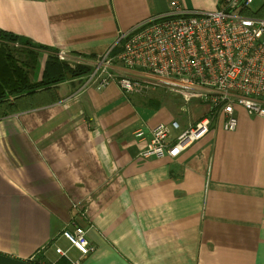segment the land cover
I'll list each match as a JSON object with an SVG mask.
<instances>
[{
	"label": "crops",
	"instance_id": "obj_1",
	"mask_svg": "<svg viewBox=\"0 0 264 264\" xmlns=\"http://www.w3.org/2000/svg\"><path fill=\"white\" fill-rule=\"evenodd\" d=\"M173 1L203 12L219 6L0 0V30L88 66ZM47 58L40 53L32 82L42 79ZM84 78L59 83L57 103L0 120V254L27 261L51 243L68 250L60 235L76 225L96 247L82 264H264V119L237 109L234 132L218 124L178 158L146 160L135 131L173 121L187 128L208 107L186 105L163 86L125 94L116 84L82 88ZM41 256L62 262L53 247Z\"/></svg>",
	"mask_w": 264,
	"mask_h": 264
},
{
	"label": "built area",
	"instance_id": "obj_2",
	"mask_svg": "<svg viewBox=\"0 0 264 264\" xmlns=\"http://www.w3.org/2000/svg\"><path fill=\"white\" fill-rule=\"evenodd\" d=\"M214 12L188 8L173 1L166 13L153 16L122 33L104 55L95 59L82 88L102 91L116 84L125 94H142L166 87L186 105L197 102L208 107L199 121L182 128L173 121L134 136L146 141L142 159H176L204 139L218 124L226 132L238 126L237 109L264 119V18L256 14L264 0H219ZM58 59L75 68L87 66L83 57L57 53ZM117 66L140 71L144 77L124 75ZM148 140V141H147ZM88 230L74 225L60 237L69 249L51 243L56 256L69 264H82L96 247L88 239ZM71 249L79 256L70 257ZM32 256L31 264H58Z\"/></svg>",
	"mask_w": 264,
	"mask_h": 264
},
{
	"label": "trees",
	"instance_id": "obj_3",
	"mask_svg": "<svg viewBox=\"0 0 264 264\" xmlns=\"http://www.w3.org/2000/svg\"><path fill=\"white\" fill-rule=\"evenodd\" d=\"M256 16L264 18V7ZM42 52L48 53L42 79L32 82L31 76ZM57 53L29 39L0 30V120L57 103L60 98L56 86L59 83L83 78L90 73V66L71 68L58 59ZM60 264L69 263L62 260Z\"/></svg>",
	"mask_w": 264,
	"mask_h": 264
},
{
	"label": "water",
	"instance_id": "obj_4",
	"mask_svg": "<svg viewBox=\"0 0 264 264\" xmlns=\"http://www.w3.org/2000/svg\"><path fill=\"white\" fill-rule=\"evenodd\" d=\"M0 264H30L27 261L0 254Z\"/></svg>",
	"mask_w": 264,
	"mask_h": 264
},
{
	"label": "rangeland",
	"instance_id": "obj_5",
	"mask_svg": "<svg viewBox=\"0 0 264 264\" xmlns=\"http://www.w3.org/2000/svg\"><path fill=\"white\" fill-rule=\"evenodd\" d=\"M189 8H190V7H189ZM190 9H191V8H190ZM142 95H143V94H142ZM173 95H174V94H173ZM174 96H175V95H174ZM175 97L178 98L179 96L176 95ZM180 98H181V97H179V100L182 99V98H181V99H180ZM184 117H186V118L189 117V114H188V113H184V114L182 115V118H184Z\"/></svg>",
	"mask_w": 264,
	"mask_h": 264
}]
</instances>
